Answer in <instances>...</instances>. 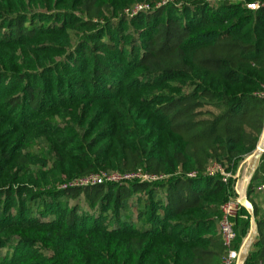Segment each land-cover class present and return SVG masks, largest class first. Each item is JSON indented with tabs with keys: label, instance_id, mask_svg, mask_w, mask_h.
Wrapping results in <instances>:
<instances>
[{
	"label": "trees",
	"instance_id": "16d2710c",
	"mask_svg": "<svg viewBox=\"0 0 264 264\" xmlns=\"http://www.w3.org/2000/svg\"><path fill=\"white\" fill-rule=\"evenodd\" d=\"M253 3L0 0V264L222 263V205L264 131ZM214 162L227 182L206 175ZM138 169L166 177L60 188ZM263 178L264 152L244 264H264ZM233 221L239 247L252 214Z\"/></svg>",
	"mask_w": 264,
	"mask_h": 264
},
{
	"label": "built area",
	"instance_id": "2783aa9c",
	"mask_svg": "<svg viewBox=\"0 0 264 264\" xmlns=\"http://www.w3.org/2000/svg\"><path fill=\"white\" fill-rule=\"evenodd\" d=\"M264 5V3H253L248 7L251 9H256L259 6ZM149 6L144 3H139L135 5L131 9H127L126 12L129 14H136L137 12L147 9ZM259 96H264V91L258 93ZM252 156V155H251ZM197 175L196 172H191L188 174L190 177H195ZM206 175L215 177L219 176L223 181L227 182L230 177L233 175L228 172L223 165L218 162L212 163L206 171ZM164 175H152L144 171L143 169H138L132 172L120 173V172H111V171H101L99 173L90 175L88 177L80 178L77 180L70 181L68 183H64L60 186V188H71L77 186H86V185H96L103 184L107 182H116V183H124L132 180L138 181H156L165 178ZM246 189L245 191L247 190ZM256 191L264 194V178L261 182L256 186ZM238 197L236 199H230L222 205V217L219 221V233L222 236L224 245L226 247V255L223 258L221 264H244L242 254L244 252L245 241L239 246H235V242L237 240V232L235 229V224L233 221L234 216L237 214L239 208L243 206L241 203V193L237 190Z\"/></svg>",
	"mask_w": 264,
	"mask_h": 264
},
{
	"label": "water",
	"instance_id": "95a60500",
	"mask_svg": "<svg viewBox=\"0 0 264 264\" xmlns=\"http://www.w3.org/2000/svg\"><path fill=\"white\" fill-rule=\"evenodd\" d=\"M262 142H264V131H263V134H262L261 141H260V143H259V145L257 147V150L251 156L252 162H253V169H252V172L249 174L248 180L246 181L247 182V186L249 185V183L251 181V178H252L255 170L257 169V166L259 164V160L261 158L262 152H264V145H262ZM240 201L243 204V206H245L247 209H249V211L252 214V217L254 218V206H253V203L247 197L246 191L244 192L243 195H241ZM254 224H255V226H254L253 230L249 232V235H248V237H247V239L245 241L244 252L242 254V258H243L244 263H245V261L248 258L250 247L252 246V244L254 242V239H255V237L257 235V232H258V227H257V223H256L255 220H254Z\"/></svg>",
	"mask_w": 264,
	"mask_h": 264
},
{
	"label": "rangeland",
	"instance_id": "374dc122",
	"mask_svg": "<svg viewBox=\"0 0 264 264\" xmlns=\"http://www.w3.org/2000/svg\"><path fill=\"white\" fill-rule=\"evenodd\" d=\"M252 169H253V162H252V158L250 155L244 161L241 162L239 169L235 175V178L237 179L236 184H235V189L236 191L238 190L242 195L245 192L246 183H247L246 181L249 178V174L252 172ZM4 252H5V249L3 250V253Z\"/></svg>",
	"mask_w": 264,
	"mask_h": 264
},
{
	"label": "crops",
	"instance_id": "0c3cea01",
	"mask_svg": "<svg viewBox=\"0 0 264 264\" xmlns=\"http://www.w3.org/2000/svg\"><path fill=\"white\" fill-rule=\"evenodd\" d=\"M254 199H255V201H256V203H257V205L259 206V208H260V211H261V213L262 214H264V194L263 193H259V192H257V193H254ZM254 220H255V218H253L252 217V229L254 228V226H255V224H254ZM256 221V220H255ZM251 229V230H252ZM250 230V231H251ZM244 242V241H243Z\"/></svg>",
	"mask_w": 264,
	"mask_h": 264
},
{
	"label": "bare ground",
	"instance_id": "6f19581e",
	"mask_svg": "<svg viewBox=\"0 0 264 264\" xmlns=\"http://www.w3.org/2000/svg\"><path fill=\"white\" fill-rule=\"evenodd\" d=\"M262 145H264V142H262ZM248 180V179H247Z\"/></svg>",
	"mask_w": 264,
	"mask_h": 264
}]
</instances>
